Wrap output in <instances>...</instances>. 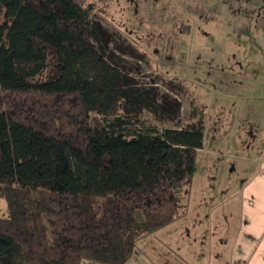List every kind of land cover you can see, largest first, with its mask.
I'll return each instance as SVG.
<instances>
[{
    "label": "trees",
    "instance_id": "16d2710c",
    "mask_svg": "<svg viewBox=\"0 0 264 264\" xmlns=\"http://www.w3.org/2000/svg\"><path fill=\"white\" fill-rule=\"evenodd\" d=\"M109 1L0 0V264H126L182 216L204 120L153 121L180 104L108 49Z\"/></svg>",
    "mask_w": 264,
    "mask_h": 264
},
{
    "label": "rangeland",
    "instance_id": "374dc122",
    "mask_svg": "<svg viewBox=\"0 0 264 264\" xmlns=\"http://www.w3.org/2000/svg\"><path fill=\"white\" fill-rule=\"evenodd\" d=\"M214 4L111 0L101 8L108 49L116 50V31L121 33L139 52L124 55L136 65V80L180 104L174 122L153 121L181 128L204 120V149L183 194L181 218L139 246L153 264H229L235 186L253 172L248 159L264 155V8L218 14ZM170 82L179 94L168 88ZM0 215L8 216L3 200Z\"/></svg>",
    "mask_w": 264,
    "mask_h": 264
},
{
    "label": "crops",
    "instance_id": "0c3cea01",
    "mask_svg": "<svg viewBox=\"0 0 264 264\" xmlns=\"http://www.w3.org/2000/svg\"><path fill=\"white\" fill-rule=\"evenodd\" d=\"M248 162L254 167L253 172L235 186V197H232L235 198L236 222L229 264H264V155L251 157ZM186 205L189 207L190 204ZM126 264L153 263L137 248Z\"/></svg>",
    "mask_w": 264,
    "mask_h": 264
},
{
    "label": "built area",
    "instance_id": "2783aa9c",
    "mask_svg": "<svg viewBox=\"0 0 264 264\" xmlns=\"http://www.w3.org/2000/svg\"><path fill=\"white\" fill-rule=\"evenodd\" d=\"M256 7L264 8V0H215L214 13H222L223 9L251 10Z\"/></svg>",
    "mask_w": 264,
    "mask_h": 264
}]
</instances>
